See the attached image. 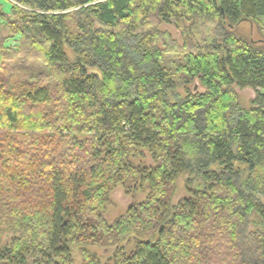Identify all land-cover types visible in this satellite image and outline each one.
I'll return each mask as SVG.
<instances>
[{"label":"trees","instance_id":"1","mask_svg":"<svg viewBox=\"0 0 264 264\" xmlns=\"http://www.w3.org/2000/svg\"><path fill=\"white\" fill-rule=\"evenodd\" d=\"M12 1L0 18L22 39L7 49L0 27V224L18 236L4 246L0 233V264H74V252L264 264V0ZM245 21L263 38L238 35ZM171 23L178 64L160 29ZM147 154L152 166L135 163ZM181 177L190 198L173 205ZM118 184L150 193L109 223Z\"/></svg>","mask_w":264,"mask_h":264},{"label":"rangeland","instance_id":"2","mask_svg":"<svg viewBox=\"0 0 264 264\" xmlns=\"http://www.w3.org/2000/svg\"><path fill=\"white\" fill-rule=\"evenodd\" d=\"M106 1V0H102ZM0 5L2 6L3 10L7 14H11L13 6L16 5L15 2L12 0H0ZM263 22V21H262ZM264 24V22H263ZM191 26L190 23L187 24V27ZM0 27H2V35L4 38H8L7 42L5 43V47L7 49L16 50L20 47L21 44V35H16L15 37H11L9 30L7 27L6 20L0 18ZM160 29L163 32H167L170 35L173 53L171 58L174 63H180L182 59V53L179 52V47L184 46L185 44V36L183 34V30L177 27L175 24H162ZM215 27L212 24H207L205 29V34L215 36ZM235 31L238 35L251 38L254 40H259L263 38L262 33L257 24L252 22H242L235 27ZM191 38H193V34H190ZM195 37V36H194ZM196 41V37L194 38L193 42ZM174 43V44H173ZM188 88L194 93L201 92L203 89L199 86L197 82L191 84ZM186 87L179 88L180 94H185ZM239 95V102L243 108H249L251 105V101L255 98L256 93L252 89H245V90H237ZM135 163L144 164L145 166H152L153 162L151 157L147 154L145 159H136ZM188 180L187 177H181L175 185V189L172 193V203L176 205L180 200L190 198L189 189H188ZM150 193L149 187L144 186L143 188H137L136 185H132L130 191L126 186L123 184H118L109 194L110 203L107 207V211L105 213V218L109 223H113L117 218L127 213V211L135 204L140 203L148 197ZM0 233H1V242L2 245H9L14 237L18 236L16 231H12L7 229L6 227L0 224ZM131 249V246L128 247ZM91 251L98 254V256L103 260L104 263L108 262V258L110 256V251H104L101 247H92ZM77 254L75 258L74 264H82L83 258L78 252H74Z\"/></svg>","mask_w":264,"mask_h":264},{"label":"crops","instance_id":"3","mask_svg":"<svg viewBox=\"0 0 264 264\" xmlns=\"http://www.w3.org/2000/svg\"><path fill=\"white\" fill-rule=\"evenodd\" d=\"M262 21L264 22V17L262 18Z\"/></svg>","mask_w":264,"mask_h":264}]
</instances>
